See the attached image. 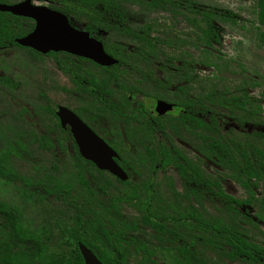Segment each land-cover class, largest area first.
<instances>
[{
  "label": "flooded vegetation",
  "instance_id": "flooded-vegetation-1",
  "mask_svg": "<svg viewBox=\"0 0 264 264\" xmlns=\"http://www.w3.org/2000/svg\"><path fill=\"white\" fill-rule=\"evenodd\" d=\"M20 1L22 0H9L7 4ZM190 1L194 2V0ZM47 2L49 3V1ZM32 3L44 5L36 3L35 0H32ZM46 6L49 7V5ZM193 7V3L187 7L183 5L180 8L181 13L176 14L160 8L154 10H162L179 16L184 23L198 32L204 44L203 49L213 53L212 46L220 42L216 31L220 21L214 23V38L216 39L210 42V39L201 36L200 30L192 21L194 18ZM96 8L102 9V7ZM128 8L131 10L130 6ZM17 17H20L22 21L24 18L27 20L23 22L26 25L25 29L18 31L20 35L14 38L13 42L8 37L0 38V87L3 88L2 92L5 90L8 93H4L1 98L5 101L7 97L10 102H5L12 107L19 106L28 109L32 106L38 111L22 110L19 120L36 130L35 133L31 130L27 132L31 136V140H36L40 133L48 129L51 108L47 104L37 105L35 103V97L32 95L33 90L30 87L33 82L32 76H28L22 81L18 74V64H20V59L24 58L18 53L20 50L27 51L26 54L31 52L28 56V60H30L29 58L34 54L50 57V53L53 51L44 54L19 44L17 39L30 33L35 22L27 17ZM130 17L129 14L125 21H117L111 13L108 14V21L94 22L93 35L85 30L91 37L102 43L105 53L117 60L112 65H99L92 60L64 51L53 52L61 57L62 53L73 56L70 57L72 68L63 66V63L59 61L61 67H65V69L62 70L60 67L58 69L63 74L64 80L71 85L69 87V85L64 84L60 89L61 94L63 96L68 95L77 104L73 109L67 108L73 111L114 150L117 156L113 159L126 174V179L122 180L107 170L97 168L92 162L94 168H84L86 181L91 187L94 220L101 217L109 221L110 229L112 228L113 232L122 227L121 222L124 223L123 233L115 232L120 234L122 247L120 248L122 255L119 254L118 257H122L124 260L119 263L115 261L114 264H129V257L134 254H139L145 258V261L142 260V264H157L158 260H154V256L161 257L162 262L160 264H192L191 261L185 262V257L178 254L179 241L188 243L190 250L187 251L186 258L191 257L190 254L194 247L203 252L205 264L211 262L213 264L217 262L261 264V261L249 259L244 255H240L238 259L230 260L224 254L215 253L207 244L198 243L196 247L194 246L192 240L195 231L193 224H188L185 227L184 224L179 223V219H192L195 215L203 217L208 222L217 217L226 223L227 215L219 211L221 206L216 208L212 205L205 193L198 198L199 200H196L195 183L184 180L179 168L173 165V162L178 160L184 163V159H186L190 167L197 168L205 178H218L224 191L222 187L225 179L224 174L213 175L205 170L207 166L212 164L214 167L225 171L226 175L229 172L219 166L217 159L210 154L211 91L212 89L235 91L242 90L244 87L252 99V102H246L245 106L254 107L255 111L258 110L254 113V123L257 122V113L261 112V115H264L262 100L253 95L250 89L253 84L248 81H242L231 89L210 87L209 74H204V69L209 66L206 62L199 63L188 53L181 57L169 55L167 52L168 46H170L168 41L155 36L154 30L145 26V23H132ZM14 24L11 22L1 23L3 26ZM76 28L82 29V27ZM262 44L264 45L263 42ZM9 50H15V56L12 55L14 57L9 56ZM5 57H11V71L5 69L1 64ZM119 61L121 62L120 65L114 68V65L118 64ZM81 63L89 64L91 70L80 69L78 64ZM20 82L22 83L21 87L19 86ZM39 96L43 100L46 97L42 91ZM159 102L169 105L170 109L162 111L163 107H158ZM58 106L60 105H56V109H53L55 115ZM37 113L43 114L42 121H46L45 130H41L37 124L38 119L35 118ZM57 119L60 127L66 132L68 130L67 135L70 134L73 139L69 127L63 128L58 117ZM228 120L233 128L240 130L237 122L231 118ZM219 121L221 122V120ZM244 126L247 127L248 125L245 124ZM252 128L257 129V123ZM17 134L19 136V133ZM186 148L193 153H188ZM65 150L74 156V150L69 146L60 147L57 145V152L51 153L58 155ZM190 154L195 156L191 157ZM78 172L79 168H76L74 180L80 186V194L86 192V195L90 197L88 190H84V186L80 182L81 177ZM99 173L109 175L113 180L112 183L117 184L119 189L109 187L106 181L103 184L100 183L97 178ZM232 180L236 182L234 179ZM263 180L264 178L258 181V185L254 189V198L249 204H236L240 212V215L236 217V222L242 226V228H238L239 231L246 241L257 245V249L262 253H264V245L257 243L247 234L244 223L257 229L264 240V230L260 229L259 226L260 222H264L258 218V214L263 209L264 198L258 201V212L255 213V219L248 212H242L241 209L257 199L256 190ZM162 184H164L165 191L170 195L172 194L173 202L170 206L165 204L166 200H163ZM238 186L247 194L245 198L239 199L225 191L224 193L237 201L247 199L249 197L248 191L241 184ZM100 199L103 200L102 203L99 202ZM205 205L215 209L216 213L206 212ZM180 206L186 208L180 209ZM105 210H107L106 213L98 214L99 211ZM133 215H137L136 218ZM243 216L249 218L251 222L243 221L241 219ZM178 229L185 236L181 240H176L174 237V233ZM113 241L115 243V239Z\"/></svg>",
  "mask_w": 264,
  "mask_h": 264
},
{
  "label": "trees",
  "instance_id": "trees-1",
  "mask_svg": "<svg viewBox=\"0 0 264 264\" xmlns=\"http://www.w3.org/2000/svg\"><path fill=\"white\" fill-rule=\"evenodd\" d=\"M9 0H0L7 3ZM49 7L64 13L70 18L71 23H80L82 29L87 30L91 35L94 34V22L108 21V14H113L117 21H125L126 17L132 14L128 6L144 5L149 10L162 9L170 10L176 14L181 13V7L189 6L193 3V22L200 30L201 36L215 40L214 23L218 21L233 20L234 14L229 10H224L216 5L202 6L196 1L190 0H47ZM96 7H102L97 9ZM25 18L14 16L8 12H0V38H9L11 42L20 34L18 31L25 29L23 23ZM2 22H12L14 25L3 26ZM257 22L260 26L259 39L264 43V0H257ZM25 25V26H24ZM29 25V24H28ZM56 56V53H50ZM63 61L73 57L67 53H62ZM83 59V58H78ZM59 60V58H58ZM86 60V59H84ZM60 61V60H59ZM59 61H57L59 63ZM61 61L62 63H64ZM89 61V60H86ZM91 62V61H89ZM114 65L117 68L120 65ZM61 65V64H60ZM62 66V65H61ZM67 66V65H66ZM64 70L65 67H62ZM210 154L217 159V164L226 171L228 177L241 184L249 193V197L244 200H234L222 190L219 179L211 177L205 178L197 168H191L189 162L184 159V163L176 160L173 165L180 170L181 176L186 181L195 183L194 194L199 200L202 194H207L212 205L219 208V211L226 213L227 222L223 223L220 218H214L210 222L201 216L191 219H179L180 224L187 227L193 224V244L210 245L212 250L218 255H226L230 260L240 258V255L247 256L249 259L261 261L264 264V253L260 252L258 246L245 240L238 228H242L236 222V217L240 215L236 204H249L254 198V189L258 181L264 178V115L257 113L255 121L254 107H246L245 103H251L252 99L244 87L242 90L228 91L212 89L210 95ZM52 120L48 129L40 133L39 138L34 140L39 145L45 147L50 152H57V145L69 146L74 150L72 156L79 168L80 182L87 189L81 193V200H74L67 203V209L75 216L74 224L63 229L71 239L70 249L65 251L59 246L52 249L47 244L48 228L46 226L35 227L32 220L26 218L21 207L0 201V264H84L79 252L77 243L81 242L97 256L103 264H114L115 261L122 262L124 259L118 257L120 252V234L123 233L122 227L115 232L110 229V222L98 217L94 220L92 210L91 187L85 178V169L89 165L93 166L79 154L76 144L72 137L63 130L58 119L50 109ZM228 118L233 119L239 125L237 130L230 125ZM221 120V122L219 121ZM257 123V129L252 128ZM248 126L245 127L244 125ZM24 150V145L19 141L16 147H8L0 150V179L6 183H18L23 191L39 193L40 197L58 198L60 195L68 193L71 188L69 182L65 184L57 178H48V182L34 183L28 178L16 173L8 163L9 155L14 152L19 154ZM86 187V188H85ZM103 200L100 199V203ZM263 209L258 218L264 222V200ZM105 211H99L101 214ZM93 217H92V216ZM243 221L251 222L245 216ZM113 223V222H112ZM256 226L255 224H253ZM177 240L184 236L183 232L174 233ZM115 239V243L113 241ZM190 250L186 241H179L177 247L178 254L185 257V262L192 264H205L203 252L193 247L190 258L187 251Z\"/></svg>",
  "mask_w": 264,
  "mask_h": 264
},
{
  "label": "rangeland",
  "instance_id": "rangeland-1",
  "mask_svg": "<svg viewBox=\"0 0 264 264\" xmlns=\"http://www.w3.org/2000/svg\"><path fill=\"white\" fill-rule=\"evenodd\" d=\"M194 1L204 7L216 5L224 10L231 11L235 15L233 20L219 22L216 31L220 42L212 46L213 53L203 49L204 44L198 32L187 23H184L179 16H174L162 10H149L146 6L137 4L130 6L132 12L130 21L132 23L137 22V24L145 23V26L154 30L155 33L153 34L155 36L164 39L166 42L168 41L170 46H168L167 52L169 55L181 57L188 53L197 62H206L209 66L207 69H204V74H209L210 87L231 89L242 81L252 83L253 86L252 88L250 87L251 92L262 100V111H264V45L258 37L260 26L257 22V0ZM35 2L49 5L47 1L35 0ZM74 25L81 27L80 23H75ZM19 52L18 54L24 58H21L20 64H18V74L22 78V81H24V78L32 76L33 82L30 87L33 90L32 95L35 97L34 100L37 105L47 104L51 109H56V105H63L72 109L77 106L71 97L68 95L63 96L60 92L64 84L69 85V87L71 86L64 80L63 74L58 70L59 67L61 69L62 67L57 61H63V57L58 55L41 57L34 54L28 60L31 52L30 54H26L27 51L25 50H20ZM8 53L9 56H15V50H9ZM10 58L5 57L6 62L4 60L1 63L9 71H11L12 65ZM63 62V66L67 65L69 67L71 59ZM78 67L80 69L91 70V66L87 63L78 64ZM70 68L72 67L70 66ZM19 86H22L21 82ZM2 90L3 88L0 87V150L16 147L19 141L24 145V150H21L19 154L12 152L9 155V166L16 173L34 183H45L48 182V178H57L63 184L69 182L71 188L68 193L63 196L60 195L58 198H44L40 197V192L29 195V192L23 191L18 183H6L0 179V201L21 207L26 218L32 220L35 227L46 226L48 228L47 244L50 248L55 249L59 246L61 249L67 251L70 249L68 243L72 241L63 229L73 225L75 222V216L67 209V203L82 199L80 186L74 180L77 168L76 162L67 150L54 155L45 147L31 140V136L27 132L31 130V132L35 133L36 130L19 121L20 111H38L32 106L28 109L19 106L12 107V105L5 102H10L7 97L5 101L1 98L4 93L8 94L5 90L4 92ZM41 91L46 95L44 100L39 96ZM42 116V113H37L35 118L38 119L37 124L41 127V130H45L44 124H46V121H42ZM52 119L50 114L49 120ZM49 120L48 125L50 124ZM17 133H19V136ZM186 150L188 153H193L187 148ZM189 156L193 157L195 155L190 154ZM87 168L94 167L89 165ZM205 170L213 175L224 174L225 179L222 187L225 192L239 199L247 196L245 191L236 182L227 177L225 171L214 167L212 164L207 166ZM97 178L100 183L103 184L106 181L109 187L112 186L116 190L119 189L117 184L114 185L112 183L113 180L109 175L99 173L97 174ZM162 193L163 200H166L165 204L170 206L173 202V197L172 194L170 195L165 191L164 184H162ZM256 198L252 204L243 206L241 209L242 212H248L254 219L255 213L258 212V201L264 198V180L256 190ZM205 207L206 212L216 213L215 209L206 205ZM185 208L180 206V209ZM128 211L135 212L134 210ZM136 216L133 215L134 218ZM259 226L260 229L264 230V223L260 222ZM244 227H246L247 234L254 241L264 245V240L257 229L246 223H244ZM142 260L145 261V258H142L139 254H134L132 257H129V264H142ZM154 260H158L157 264L162 262L160 256H154ZM216 264L237 263L217 262Z\"/></svg>",
  "mask_w": 264,
  "mask_h": 264
},
{
  "label": "water",
  "instance_id": "water-1",
  "mask_svg": "<svg viewBox=\"0 0 264 264\" xmlns=\"http://www.w3.org/2000/svg\"><path fill=\"white\" fill-rule=\"evenodd\" d=\"M0 11L34 20L35 25L30 33L17 39L23 46L47 53L64 51L87 58L99 65L109 66L117 62L105 53L102 43L91 37L85 30L76 28L62 12L46 5H35L32 0H22L17 3H0ZM170 109L169 105L159 102L158 107ZM56 116L63 128L69 127L80 155L101 170H107L122 180L126 174L114 161V150L107 145L94 131L88 127L73 111L65 106H58ZM78 248L84 264H103L94 253L82 243Z\"/></svg>",
  "mask_w": 264,
  "mask_h": 264
}]
</instances>
